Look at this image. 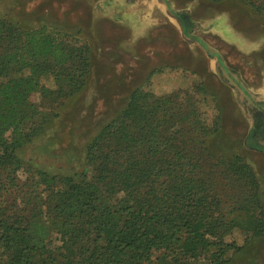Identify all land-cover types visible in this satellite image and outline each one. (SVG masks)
Listing matches in <instances>:
<instances>
[{
    "label": "trees",
    "instance_id": "1",
    "mask_svg": "<svg viewBox=\"0 0 264 264\" xmlns=\"http://www.w3.org/2000/svg\"><path fill=\"white\" fill-rule=\"evenodd\" d=\"M242 1L264 16V0ZM91 51L79 30L0 14V264H228L264 239L263 182L245 154L218 151L206 90L136 89L78 176L23 157L89 85Z\"/></svg>",
    "mask_w": 264,
    "mask_h": 264
},
{
    "label": "rangeland",
    "instance_id": "2",
    "mask_svg": "<svg viewBox=\"0 0 264 264\" xmlns=\"http://www.w3.org/2000/svg\"><path fill=\"white\" fill-rule=\"evenodd\" d=\"M0 14L79 30L92 50L89 85L25 149L27 161L78 176L86 146L136 89L164 96L199 88L214 98L202 105L208 122L221 118L218 151L245 154L264 190V16L242 0H2ZM244 239L238 232L228 242ZM228 264H264V239Z\"/></svg>",
    "mask_w": 264,
    "mask_h": 264
},
{
    "label": "flooded vegetation",
    "instance_id": "3",
    "mask_svg": "<svg viewBox=\"0 0 264 264\" xmlns=\"http://www.w3.org/2000/svg\"><path fill=\"white\" fill-rule=\"evenodd\" d=\"M246 144H247V141H246ZM248 145V144H247Z\"/></svg>",
    "mask_w": 264,
    "mask_h": 264
}]
</instances>
